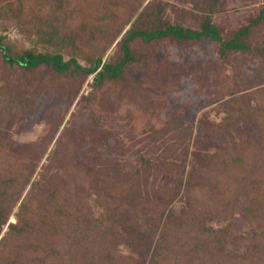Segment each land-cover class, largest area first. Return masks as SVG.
<instances>
[{
	"label": "rangeland",
	"instance_id": "rangeland-1",
	"mask_svg": "<svg viewBox=\"0 0 264 264\" xmlns=\"http://www.w3.org/2000/svg\"><path fill=\"white\" fill-rule=\"evenodd\" d=\"M160 1L171 25L249 28L248 49L139 39L101 85L0 50V264H264V0H0V35L13 57L115 63ZM50 14L68 17L62 41Z\"/></svg>",
	"mask_w": 264,
	"mask_h": 264
},
{
	"label": "trees",
	"instance_id": "trees-1",
	"mask_svg": "<svg viewBox=\"0 0 264 264\" xmlns=\"http://www.w3.org/2000/svg\"><path fill=\"white\" fill-rule=\"evenodd\" d=\"M70 5V4H66ZM167 3L165 1H160L155 4L153 13L151 17H154V20L157 22V26L154 28H144L139 25L133 26L122 38L120 42L121 56L118 62L113 63L104 61V58H99L94 60L91 67L82 66L78 60L71 59L69 61L65 60L63 54L57 53L56 51H51L47 53H35L34 51H27L23 55L11 56L9 47L4 42V36L0 35V50L2 51L3 57L5 60L12 66L18 65L20 67L26 68L27 70L38 68L41 65H47L53 68L58 73L66 74L70 71L76 73H82L88 76L96 74V82L101 85L106 78L118 79L121 75L124 74L125 69L136 60L133 45L139 40L143 39L148 43L156 42L163 40L166 37L176 38L179 41H195L202 40L203 38H209L216 42L222 44L223 52L227 53L228 51H243L248 49V46L244 43V38L250 33L249 28H244L239 32L235 33L234 38L231 40L225 41L223 35L217 25H215L211 18H208L205 22L204 28L202 30L187 29L179 25H171L165 18L164 12L166 9ZM64 7V5H63ZM54 17L51 19V17ZM261 17H264V11L261 14ZM40 20V16L38 17ZM95 18V16H94ZM50 19V21H49ZM97 19V17H96ZM41 20L44 23L52 22V24L57 25L52 31H49L50 41H62L60 34L61 25L64 27L68 17L66 15L59 14H50L44 18L41 17ZM53 20V21H52ZM91 28L87 27V24H83L82 28L77 30V39L82 43H85L90 35L93 34ZM48 31V30H47ZM74 41L73 38H69ZM8 196L0 192V230L4 228L5 220L4 216H8V209L5 210V205H8L7 200ZM50 205L58 206L57 196L53 194L50 197ZM4 205V206H3ZM3 206V207H2ZM63 206V205H62ZM60 206L61 210L64 208ZM6 208H9L7 206ZM53 210V209H52ZM54 213V212H52ZM56 214V213H55ZM74 213L72 212L70 218L73 219ZM23 217V216H22ZM58 216H56L57 219ZM21 220V219H20ZM21 222V221H20ZM12 228L16 231H21L20 233H25V227L23 225L13 224ZM211 232L215 233L218 237L220 236L214 230ZM103 242V239H102Z\"/></svg>",
	"mask_w": 264,
	"mask_h": 264
}]
</instances>
